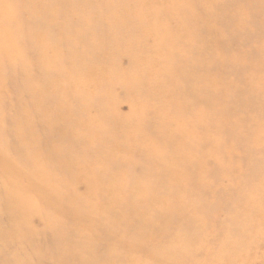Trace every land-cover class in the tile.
<instances>
[{"label": "rangeland", "instance_id": "1", "mask_svg": "<svg viewBox=\"0 0 264 264\" xmlns=\"http://www.w3.org/2000/svg\"><path fill=\"white\" fill-rule=\"evenodd\" d=\"M50 1L53 12H56L59 1ZM74 1L78 8L67 14L71 26L53 23L60 31H64L49 37L57 55L48 63L45 70L53 74V77L60 76L59 83L63 84L59 93L54 95L55 99L71 97V101L80 91V98L91 102L88 105L90 109L85 110L82 105L78 113L79 117L89 121L87 126L80 125L84 129L82 130L76 125V137L72 138L71 134L69 136L72 146L75 145L72 150H80L82 148L79 146H84L87 159L85 160L86 157L84 160L81 159L80 167L74 162L70 165L72 171L70 170L68 184L69 188H74L82 195L80 205L88 206L87 211L93 210L103 202L110 203L111 206L104 209L102 214L95 215L94 218L101 225L92 227L94 234L84 233L89 245L94 246V251L88 254V256L92 254L91 263L264 264V36H260L264 23V12H260L262 4L259 9V5L256 4L255 10H258L254 12L247 0H93V5L83 11L82 0ZM3 2L0 3L3 8L0 7L5 13L3 18L0 15V24L14 40L21 36L28 45L26 26L32 24L29 21L30 11L23 7L22 0L18 1L17 6L15 4L13 6L8 0ZM173 7L180 10L177 22L166 13L171 12ZM139 9L144 19H136L135 23L142 24L143 28L156 30L162 37L169 38V42L161 46L168 50V45L176 41L178 52L184 48L183 55L186 60L184 64L177 65L178 68L174 71L179 77L181 72L186 74L181 80V88L188 89L187 85L194 83L193 77L199 75V72H204L201 83L208 81L212 86L207 101L197 105L194 103L197 109L203 107L208 109L207 114L210 117L208 118L206 114L204 123L199 124L200 126L194 125L193 142L189 132L171 133V129L175 120L188 121L197 116L200 118L202 117L200 112L196 114L190 112L189 117L178 108L180 106L178 104L172 111L148 114L146 100L151 103L152 99L157 98L161 105L163 102L162 97L151 94L150 88L144 90L145 83L157 85V81L154 80H158L160 76L166 81L165 85L172 88L174 96L180 93L185 98L186 93L180 92L174 86L175 81L172 82L173 78L169 79L171 76L168 73L161 76L162 73L151 66L158 62L152 53L156 45L153 38L146 36L144 41L136 45L129 29L127 27L121 29L122 22L120 19L117 20V16L131 17L128 13ZM158 16L164 17L166 21H162ZM89 17L91 24L103 28L97 33L98 42L101 43L97 51L105 54L97 63L106 67L105 73L102 75L97 71L92 77L93 80L89 75V67L96 58L92 43L87 47L88 63H91L88 65H80L79 61L70 58L73 51L81 52L82 46L68 48L74 44V39L76 41L90 34L89 30L86 33L83 31L84 23ZM160 21L166 24L158 27ZM68 29L72 30L74 39L67 44L64 33L72 35ZM178 31L180 35L176 34ZM223 32L225 36H222ZM8 36H3V39L6 40ZM34 42L37 44L35 40ZM108 51H111V55L107 56ZM32 52L30 46H26L25 50L22 48L21 54H24L25 58H31L34 56ZM173 54L178 56L177 53ZM139 55H146V58ZM165 55L167 56L166 53ZM176 61L178 60L175 59V63ZM34 67L37 71L36 64ZM18 68L17 63L11 60L0 62V77L3 78V85L6 87L2 94L5 102H0L2 109L3 105L11 106L9 100L16 102V98L21 95L24 99L27 98L24 105L30 106L31 98L27 90H24L22 78L14 82L9 76L12 70L18 72ZM79 68L82 69L81 79L89 81L83 83L77 79L73 81L74 86L71 87L67 81L68 75H79ZM18 73L20 75V72ZM132 76L134 77L130 78ZM167 76L171 82L166 80ZM140 82L144 83L142 90ZM127 85L131 89L130 93L125 90ZM206 92L208 90L205 89L198 91L200 96ZM196 93L197 91H194L193 94ZM52 100L53 97L48 95L47 102L50 104ZM137 102L144 106L143 118L136 111ZM95 105L98 112L92 109ZM170 105L171 99L166 107ZM191 105L193 104L190 103ZM18 106L16 105L17 108ZM4 113L2 111L0 114V122ZM6 115L5 118L8 117ZM130 116L131 122L127 120ZM120 118L124 120L119 123L116 120ZM139 118H142V123ZM164 118L167 119L165 125L155 129L154 127ZM128 123H132L131 132L126 135L127 139H124V135H121L128 132L130 128ZM134 123L136 125H133ZM10 126L3 123L0 149L14 163L12 167L16 169L18 166L22 167L25 170L23 176L28 178L30 174H36L40 170L32 168L34 159L28 150L16 146L14 141L16 131ZM141 127L142 131L136 130ZM1 131L0 129V133ZM41 132L44 134V131ZM131 134L135 135L134 141L128 140L133 137ZM198 136L203 137V144L198 143L202 141ZM146 137L158 144L148 148L150 150H147L148 153L151 152L148 159L143 153L145 148L140 143V139ZM184 140L188 142L184 143ZM43 141L46 143L48 139L45 137ZM166 141L170 144L179 142L184 147L169 153V148L163 146L166 151H162L160 147ZM114 145L123 148L116 150L118 153L114 154L112 152ZM156 149L163 154L165 160L170 159L175 153L173 156L178 159L186 151V155L191 151L194 155L190 160H185V163L174 161L176 163L173 168L162 172L163 166L159 169L156 167L159 164ZM46 153L45 161L42 159L39 166L40 168L44 166L45 171L42 172L52 177L54 162L50 154ZM98 158L107 166L113 162L116 170L126 171L123 173L121 170L114 171L116 174L112 176L108 168L102 169L100 164L96 163ZM86 161L93 176L92 187H87L90 178H82L81 181L75 179L77 171H81L82 167L86 169ZM135 182L141 183L139 190H133ZM61 186L62 194L57 191L61 195L56 192L55 195L60 196L61 201L66 200L70 203L68 196L63 194L66 191L64 185ZM111 186L114 189L113 193L109 192V190L112 192ZM56 190L59 189L56 187ZM5 194L4 185L0 183V197L3 201L6 198ZM75 203L71 202L73 206ZM245 203L252 209L249 210V217L246 214L241 217L240 214L239 205H242L243 209ZM4 208L3 206V211L0 209V264H54L46 254L50 251L49 248L53 246L55 249L58 245L64 250L60 257L67 261V264H78L81 261L79 244L66 236L61 239L62 234H57L61 225L54 223L51 226L50 214L49 223L41 215L40 218L37 215L34 217L30 210L23 217L22 211H18L16 220L18 222H12ZM229 212L236 215L234 219ZM29 216L34 217L35 223L29 222L27 230H24V221ZM68 226V224L65 226L67 231L71 225ZM258 226L260 231L255 229ZM75 234H78L76 230ZM58 235L60 237L55 241L57 245L52 242L54 239L51 237L56 238ZM80 245L82 247V243Z\"/></svg>", "mask_w": 264, "mask_h": 264}, {"label": "bare ground", "instance_id": "2", "mask_svg": "<svg viewBox=\"0 0 264 264\" xmlns=\"http://www.w3.org/2000/svg\"><path fill=\"white\" fill-rule=\"evenodd\" d=\"M9 1L13 4V6H14V4H15V6H17L19 3L18 2L19 0H8V2ZM22 1H23L22 3L24 4L23 7L26 8V10L28 12L30 11L29 21L32 22V24L26 26V28H27L26 31H28V34H27L28 45L25 43L24 39H21V36H20V38L17 37V39L14 40V38L6 30H4L5 27L2 24H0V62L4 61V60H11V62L17 63V66H19V68L17 70H18V72H20V75L16 70H12V73L9 75L10 79H13L15 82V81H18L17 80L18 78H22V81L25 84V85L23 84V86H25L24 90L25 89L27 90V92L29 94V98H31L30 99L31 103H30V106L28 105V107H26L24 104L26 103L25 100L27 98L24 99V97H22L23 95L16 98V102H15V100L10 101L8 99L9 102H11V106L9 105V107H7V106L3 105V109L0 108V114L3 111V112H5L4 115L7 114L6 116H8L7 118H5L3 115V119L1 117L0 129L2 131L0 133V136L3 134V123L6 126L11 125L10 127L16 131V134L14 136V141L16 143V146L23 147V148H26L25 150H28V153L30 155H32L33 159H34L33 162L31 161L33 164L32 168L33 169L39 168L40 172H36V174H30L28 178H25L23 176V171H25V170L22 167L19 168V166L17 169H16V167L13 168L12 165H14V163H12L10 161V158L5 156V154H4L5 152L2 151V149H0V181H1L0 183L2 185H4L5 192H6L5 195L7 198V199L5 198L3 201V198L0 197V204H1L0 209L3 211V206L6 208L7 215L12 222H15L17 220L18 215H19L18 211H22V217H23L25 215V213L26 212L29 213V210H30V211H32V214L34 215V217H35V215H37V216L41 215V217L43 219H46V221L49 223L51 222V220H50V215H51L52 216L51 217L52 223L50 225L52 226V225H54V223L56 225H61V229L59 230L60 232L57 231V234H59V233L62 234L61 239L65 238V236H66L68 239H74L75 240L74 243L79 244V249L81 251L80 252L81 261L78 262V264H92L90 261L91 260L90 257L92 254L89 256H88V254H90L94 251V246L89 245V241L86 240L84 233L91 232L92 234H94L92 227H96L98 224L101 225V223L98 222L96 218H94L95 215H97L98 213L102 214L101 212L104 209L111 208V206H110V203L103 202L100 204V206H98L96 208L91 207V208H93V210L87 211L88 206H85V204L80 205L81 200L83 198L82 195L78 194L74 188L71 189L68 186L69 177H70V170H71L70 165L74 162L78 165V167H80L81 166L80 162H82L81 159L84 160V158L87 156L83 150L84 146L83 147L79 146V148H82L80 150H78V149L72 150V147H74L75 145L72 146L73 143H72L71 139L69 138V136L71 134L72 138L76 137V134H77L76 128H75L76 125L78 126L79 129H82V127L87 126L89 121L85 118L79 117L78 113L80 112V108H81L80 106H82V105H83L82 106L83 108L85 107L84 108L85 110L90 109V106H88V105L91 104V102H88L87 100L80 98V95H79L80 91H78L79 94H77V96L71 101H70L71 97L70 98L67 97L66 99H59V100L55 99L54 95L57 92L59 93V89L63 88V84L59 83L60 78H58V77H60V76L53 77L54 76L53 74H50V72H48V70H45L47 68L48 63H50L57 55L56 54L57 51H56L54 45L51 43V40L49 37L51 35H57V33L64 31V30L60 31L55 25H53V23L70 27L71 23H70V19L68 18L67 14L69 12H71V10L78 8L77 7L78 4L75 5L76 1H74V0H58L59 1L57 3V9L58 10H56V12H53L52 2L50 0H22ZM247 2H249L248 4L253 8L254 12L257 11L260 7V4H262L260 12H264V0H247ZM0 3L3 4L4 3L3 0H0ZM69 4L71 6H69ZM256 4L259 5L257 10H255ZM92 5H93V0H82L81 8L83 11H85L86 9L91 7ZM144 5H146V3H144ZM0 6L3 8V6L1 4H0ZM1 7H0V10H1L0 15L3 18V14L5 12H3L4 10L1 9ZM241 7L245 8V6H241ZM179 11H180L179 8L173 7L171 9V12L168 11L166 13H169L172 16V18L177 22L178 21L177 15L180 16ZM181 13H184V12H181ZM128 14H130L131 17H122L120 15L117 16V20L120 19V21L122 22V23H120L121 29L123 30L126 27L129 29L130 35L132 33V37H133V40L135 41L136 45H139L141 43V41H144V38L146 36L153 38L156 45L153 47L152 53L158 62L153 63L151 66L158 69L162 73L161 76H165L168 73V75L171 76V77H169V79L173 78L172 82L175 81L174 86H176L180 92L186 93V94H184L185 98H184V96H181L180 93H177V95L174 96L172 93L173 92L172 88L167 87L165 85L166 81H164L162 78H160V76L158 77V80H154V81H157V85L153 86L152 83H145L148 87L146 85H144V90H148V88H150L151 94H155L156 96L159 95L160 97H162V102H163V104L161 105L158 102L157 98L152 99L151 103H149V100H146V109L148 110V114L151 112L156 113V111L169 112V111L173 110V107L176 108V106L178 104H180V106H178V108L180 110H182L185 114H187V116H189V117H190V115H189L190 112L192 114H196L197 112H200V115L202 116L200 118L197 116L195 119H193V118L190 120L188 119V121L175 120L173 128L171 129V133H175L176 131H180L182 133L189 132V137H190L191 141L193 142L194 139H192V138H193L194 133H195V130H194L195 126L194 125L198 126L199 124L204 123L205 122L204 117L209 112V110L206 109L205 107H203L202 109H197L196 105L201 103V102L208 100V95H209V92L212 88V86L209 85L210 82L203 81L201 83V77L203 76L204 72H199V75L193 77L195 80L194 83L191 82L189 85H187L188 89L181 88L182 87L180 85L181 80H182V78L186 77L185 76L186 74H182V72H181L180 77H179L178 74H175L174 71H175V69L178 68L177 65H181L186 60L185 55H183V49L184 48L178 52L176 41L175 42L172 41L171 44L168 45L169 46L167 48L168 50H166V48L163 46H165V44L169 42L168 37H162L160 35V33L157 32L156 30L148 29V28L146 29V28H143L141 26L142 24L135 23V21L137 22L136 19H142V18L144 19V15H142L140 9H139V11L132 10V12H130ZM13 15H14V13H13ZM13 15L9 14L10 17L14 18ZM161 17H159V18H161ZM151 18H152V15H151ZM161 19H162V21L163 20L166 21V19L164 17ZM181 19L183 21V18H181ZM162 21L158 22V24H157L158 27L162 24H166V22H162ZM236 21H238V20H236ZM87 23H88V25H87ZM237 23H239V25H241L240 22H237ZM86 25H87V27H86ZM262 28H263L262 34H260V36H264V23L262 24ZM61 29H63V28H61ZM101 29L103 30V28H101V26L98 27V25L91 24L90 23V17H89V18H87V22H85L84 26H83V31L85 33L88 30L90 31V34L87 35L86 37H83V38L75 41V39L73 38V32L71 29H68V31L72 35H70L69 33H64V37L67 40V44H68V42H70L74 39V44L68 46V48L74 49L76 47L82 46L81 52L77 53L76 51H73V53L70 54V58H73L72 60H74V61H79L80 65L91 64V63H88V57L89 56L87 55V51H88L87 47H88V45H90L92 43V47L96 53V58L89 67V75L91 77L90 79H92V80L94 79L92 77L94 76V74L97 71H100L101 74L103 75L105 73V70H106V67L102 66L103 64L97 63V61L99 59L103 58V56L105 54L103 52L97 51V49H100V44H101L98 42L97 33L99 31H102ZM176 30H177V26H176ZM118 32L119 31H117V33ZM80 33H82V28H81ZM176 34L180 35L179 31ZM3 36H8L9 38L4 37L6 39V40H4ZM128 36H126L127 39H128ZM222 36H225L224 32H223ZM129 38H130V36H129ZM34 40L36 41V43L38 45L35 44ZM102 43H104V42H102ZM4 44H6V45L3 46ZM161 45H163V46H161ZM26 46H28V47L30 46V48L33 51L32 54H34V56H32L31 58L30 57L25 58V55L21 54L22 48L25 50ZM40 46H41V48H40ZM165 53L167 54V56L165 55ZM173 53H177L178 56H174L175 54H173ZM108 55H111V51H108L107 56ZM139 56L146 58V55L145 56L139 55ZM189 58H191V56H189ZM263 58H264V55H263ZM175 59L178 60V61H176L177 63H175ZM212 63H213V61H212ZM34 64H36L38 67V68H36L37 71H35ZM208 64L210 65L209 60H208ZM209 65H206V66L208 67ZM78 71H79V75H77V76L68 75L69 79H67V81L70 82L71 87L74 86L73 81H76L77 79L81 80L83 83L85 81H89L88 79H81V77H80L82 74L81 68H79ZM61 72L63 73L64 71L61 70ZM169 72H170V74H169ZM114 76L115 75H113V77ZM66 77H67V75H66ZM133 77L134 76H132L130 78H133ZM167 79H168V76L166 77V80ZM2 80H3V78L0 77V102L3 101V103H4L5 101H4L2 94H3V91L6 90V87H5V85H3ZM103 81H104V79H103ZM169 81L171 82V80H169ZM140 83H141L140 90H142L143 89L142 84H144V83L143 82H140ZM21 88H22V86H21ZM203 89L208 90V92H206L205 94L200 96L198 91H201ZM235 89H237V88L235 87ZM125 90L127 93H130V91H131V89L129 88L128 85L125 87ZM190 91L193 93H194V91H197V93L196 94H193V93L190 94L189 93ZM48 95H51L53 97V100L50 104L47 102V96ZM43 96H44V98L46 96V99H44ZM209 97L211 98L212 94H210ZM169 99H171V105L166 107L168 105ZM188 99H190V100H188ZM190 103H192L193 105L190 106ZM194 103H196V105ZM16 105H19L18 108L16 107ZM211 107H212V105H211ZM159 108H161V109H159ZM92 109L94 111L98 112L97 105L92 107ZM144 110L145 109H144L143 104L140 102H137V110L136 111L140 114V116L142 118L145 115ZM185 110H187V111H185ZM207 117L209 118L210 115L207 114ZM131 118L132 117L130 116V117H128L127 120H130ZM142 118H139L140 123H142L141 122ZM122 120H124V119L120 118V119H117L116 121L120 123ZM166 120L167 119H165V118L162 119L159 122V124L156 125L154 128L158 129L159 126L165 125ZM130 122H131V120H130ZM8 123H10V125H8ZM128 125L130 126L128 132L123 133L121 135V136L124 135L123 136L124 139L126 138V135H129L131 132L132 123H128ZM133 125H136V123H134ZM210 125H212V124H210ZM226 127H227V123H226ZM82 130H84V129H82ZM136 130L142 131V127L140 129H136ZM41 131H44V134ZM200 133H202V132H200ZM235 133H236V130H235ZM56 134H57V137H56ZM186 135H188V134H186ZM203 135H205V134H203ZM48 136H49V138H48ZM202 136H198L199 139L202 140V141H198V143H200V144H203V142H204ZM45 137H46V139H48V141H46V143H44V141H43V139H45ZM67 137L69 138L70 141L68 140ZM131 137L132 138H130L128 140L134 141L135 135L131 134ZM8 139L11 141L10 137H8ZM199 139L197 138L196 140H199ZM87 140H89V137H87ZM230 140H231V138H230ZM140 141H141L140 143H141L142 147L145 148V150H143L144 151L143 153H144V155H146L145 156L146 159L150 158L151 152L148 153V151H150L148 148L151 145L157 146L158 144L155 141L148 139L147 137L144 139H140ZM183 142L187 143L188 141L184 140ZM161 146L162 147H160V149H162V151H166L163 149V146L166 148H169L168 149L169 153H172L173 150L177 151V150L181 149L180 147H182V148L184 147V145L179 143V142L170 144L168 141L163 142ZM122 148L123 147H121L120 145H114V147H113L114 150L112 149L113 150L112 152H114V154H116V153H118L117 151L122 150ZM154 151H155V149H154ZM180 151H182V150H180ZM180 151H178V152H180ZM2 152H4V153H2ZM46 152H48L50 154V156L52 157V161L54 162V166H53L54 175L52 177H48L47 175H45L42 172V171H45V167L43 165H42L43 167H41V168L39 166L40 161H42V159L45 158V155L47 154ZM186 152H184L183 156H180V158H178V159H177V157L173 156L176 154L175 153V154H172L170 159L165 160L162 156L163 154H161L159 152V150L156 149V153L158 154L157 162L159 163L158 165H156V167L159 169L160 166H163L162 172H165L167 169L173 168L174 164L176 162L182 161L183 163H185V160H187V161L190 160V158L194 155V153L192 151L188 152L187 155H186ZM86 159H87V157L85 158V160ZM44 161H45V159H44ZM47 161H48V159H47ZM174 161H176V162H174ZM96 163L100 164L102 169L108 168L110 170L109 172L112 176H114L116 174L114 171L121 170V169L116 170V166L113 162H111L110 165H108V166L105 165L104 162L101 160V158H98ZM46 166L48 167L47 164H46ZM81 169H82L81 171H77V174L75 176L76 181H81L82 178H90V182L87 183L88 184L87 187H92L94 182H92L93 176H92L91 169L89 167V163L87 162L86 169H85V167H82ZM174 170H176V172L179 173V171L177 169H174ZM125 171L126 170H124V169L121 170L122 173ZM61 184L64 185L63 188H65V190H66V191H64L63 194H66L65 195L66 197L68 196L70 203L66 200L61 201V197L59 195H58L59 197H57V195H55V192L58 193L57 191H60L62 194ZM140 184L141 183L138 184V182H135L133 185V190H139L140 186H141ZM56 187L59 190H56ZM145 187L146 186L144 184V188ZM111 188H112V192H111V190H109V192L113 193L114 192L113 186H111ZM58 194H60V193H58ZM72 201L74 203L76 201L74 206H73V204H71ZM66 202H68V203H66ZM80 206H81V208H80ZM239 206H240L241 217L244 216L245 214L249 217V215H250L249 210H252V209L247 204L243 207V209L241 207L242 205H239ZM72 207H74V208H72ZM5 208H4V210H5ZM70 208H71V211H70ZM74 209H76L77 211L76 210L73 211ZM230 215L232 216L233 219L236 216V215H233L231 213H230ZM44 216H45V218H44ZM34 217L30 218V216H29L27 219H25L24 230H27V225L29 222L35 223ZM39 218H40V216H39ZM16 222H18V221H16ZM39 223H40V221H39ZM66 224H68L69 226L71 225L70 230H68V231L65 229ZM259 228H260L259 226L255 227V229H259ZM75 230L78 234H75ZM260 230L261 229H259V231ZM1 231H3V230H1ZM97 232L98 231H95V233H97ZM1 236H3V235H1ZM59 237H60L59 235L56 238H53V236H52L51 239H54V241L52 240V242H55L56 240H58ZM263 239H264V236H263ZM80 243H82V247H81ZM55 244H57V243L55 242ZM108 245L110 246V244H108ZM71 247H73V244ZM49 249H50V251L46 255L50 259V261L51 260H52V262L54 261V264H67L66 263L67 261L63 260L60 257V255H62V253H64L62 246L59 247V245H58V246H56L55 249L52 246V248H49ZM76 249H77V247H76ZM73 251H74V249H73ZM42 256H45V255H42ZM87 258L89 260H87ZM68 264H75V263H68Z\"/></svg>", "mask_w": 264, "mask_h": 264}]
</instances>
